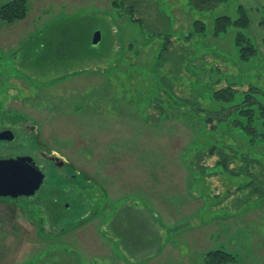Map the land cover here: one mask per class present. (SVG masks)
I'll use <instances>...</instances> for the list:
<instances>
[{
	"label": "rangeland",
	"instance_id": "1",
	"mask_svg": "<svg viewBox=\"0 0 264 264\" xmlns=\"http://www.w3.org/2000/svg\"><path fill=\"white\" fill-rule=\"evenodd\" d=\"M131 3V18L143 24L130 18ZM239 5L257 47L248 60L239 57L237 26L212 35L215 18L239 17ZM195 19L206 22L207 35L178 40ZM167 28L174 44L163 50L158 32ZM184 46L196 51L186 60L200 68L199 80L221 72L241 89L249 82L264 89V0L210 9L189 0H31L24 21L2 23L0 127L20 124L17 141L0 152L31 154L47 170L53 160L42 151L56 154L79 175L67 181L76 190L69 209L0 198V264H205L214 249L235 256L225 264H264V155L224 129L231 157L227 170L217 166L210 147L222 135L184 102L207 110L213 86L192 90L195 76L180 65Z\"/></svg>",
	"mask_w": 264,
	"mask_h": 264
},
{
	"label": "trees",
	"instance_id": "2",
	"mask_svg": "<svg viewBox=\"0 0 264 264\" xmlns=\"http://www.w3.org/2000/svg\"><path fill=\"white\" fill-rule=\"evenodd\" d=\"M221 1L224 0H189L193 7L199 9L213 8ZM116 3V5L120 8L123 7L122 4L118 2ZM135 8L134 3L129 5L128 10H132L130 18L134 17L133 11L136 10ZM30 9L31 0L6 1L0 6V27L2 23L12 24L16 21L25 19L29 15ZM239 9L241 15L237 18H233L228 14L218 15L213 23L212 35L215 38L219 37L222 34L227 33L231 25L237 26L238 30L235 34V44L238 47L239 57L242 60H248L250 57L255 55L257 47L253 43L250 35L245 31L251 22L250 15L242 5H239ZM132 20H138L141 24L144 23V21L139 18ZM162 32H165L164 37L166 43L163 48V50H165L169 48L168 46L174 44L171 41V37L175 34L172 30H170V28L164 29L158 32V34H161ZM206 35V22L203 19H195L193 21V29L183 33L182 38L178 37V40L182 39L185 42H193L197 40L198 36L205 37ZM189 49L184 46L181 50H178V52H182L180 65L187 62L186 66L188 71L190 74L195 76L192 83V90L194 89V91L200 94V92L206 90L210 86H213L214 88L212 87V91L210 93V100L212 104L210 103L211 106H209L207 110H198L197 107L195 110L194 108L196 106V102L194 101L184 100V102L188 104L191 103L190 105L192 109L190 115L192 117L202 119L204 125L212 122L213 124L211 126V130L217 131L220 136L222 135L221 140L216 139V143L210 147V153L220 155L217 166L219 165L223 170H227L228 159L231 157V155L226 152L227 143L225 138L227 134L224 129H227L229 134L231 133V130H234L239 135H243L247 140V143L244 144L246 148L253 149L254 152H261L264 155V89L260 85L250 82L246 89H241L238 81L235 80L231 82L227 75H222L219 69L216 68L217 66L211 67V70L218 73L220 72L219 78L214 79V77H212L211 80L207 79V81L199 80L198 71L200 68L186 60L188 59L187 56H189V54L193 55L194 52H196L193 48ZM186 52L188 55H186ZM192 58L195 57L192 56ZM222 79H227V85L219 88L216 87L215 84ZM200 87H202V91L200 90ZM166 88V92L170 97H172L174 92L172 84H168ZM176 102L184 106L183 103H180L179 101ZM204 111L207 112L205 118L204 113H202ZM231 147L233 146L231 145ZM257 148H259L260 151H258ZM86 177L89 176L87 175ZM23 199L25 202L29 201V199L25 197H23ZM234 258L235 256L230 251L225 249H214L206 252L205 264H225L232 261Z\"/></svg>",
	"mask_w": 264,
	"mask_h": 264
},
{
	"label": "flooded vegetation",
	"instance_id": "3",
	"mask_svg": "<svg viewBox=\"0 0 264 264\" xmlns=\"http://www.w3.org/2000/svg\"><path fill=\"white\" fill-rule=\"evenodd\" d=\"M25 120L22 119V122H24ZM14 122V121H12ZM20 121H15L14 123H12L13 126H6L5 124L1 125L0 127V134L4 131L5 134H3L4 136H9L11 135V133H9L7 130H11L13 131V133L15 134V138L13 140L8 139V138H0V147L3 149H8L9 145L12 143H15L17 141V129H18V124ZM21 122V123H22ZM28 128H34V125H27L25 124ZM20 145V143H18ZM19 155H31V154H27L24 152H14V151H10L8 153H1L0 152V157L1 158H7V157H17ZM42 155L43 157L50 159L52 157V163L50 164V167L47 170V166H46V162H40L36 156H33L34 159L36 160L37 164L45 171V180L44 183L42 184L41 188L36 192L35 195L33 196H20L18 198H12V197H2L0 196V198H4L6 199V201H11L9 203L14 204L13 202H19L20 199H22L23 197L29 199V201H27L30 204H39V203H47V205H49L51 208L55 207V212L58 211L57 207L58 205H61L62 201H63V205L66 208H71V203H69L67 197L69 194H72L74 191H76L75 189L67 186V181H73L75 179H77V175H79V173L76 171V169L72 168V167H67L68 163L67 161H65L64 159L58 158V156L56 154H50V153H44L42 151ZM54 158V159H53ZM67 169V170H65ZM81 175H83L82 177L88 181H94V180H90L89 178H87V174L80 172ZM56 181H59V179H64L63 181H66V187L64 188L62 185L60 184H54L53 182H55L54 180L52 181V179H54ZM51 180L50 182H48V180ZM69 185V184H68ZM62 194L61 196L63 198H58L56 196V194ZM83 193L85 194V192H80V194ZM95 195H90L91 197H94ZM89 197V196H88ZM85 199V200H84ZM24 200V199H23ZM90 199L89 198H83V201L81 200L79 203L84 205V204H90ZM81 204V205H82Z\"/></svg>",
	"mask_w": 264,
	"mask_h": 264
},
{
	"label": "water",
	"instance_id": "4",
	"mask_svg": "<svg viewBox=\"0 0 264 264\" xmlns=\"http://www.w3.org/2000/svg\"><path fill=\"white\" fill-rule=\"evenodd\" d=\"M102 40V31L96 30L93 35V45L97 46ZM11 135L0 138L13 140L15 134L7 130ZM45 171L37 164L31 155H19L17 157H0V196L18 198L20 196H33L41 188L45 180Z\"/></svg>",
	"mask_w": 264,
	"mask_h": 264
},
{
	"label": "crops",
	"instance_id": "5",
	"mask_svg": "<svg viewBox=\"0 0 264 264\" xmlns=\"http://www.w3.org/2000/svg\"><path fill=\"white\" fill-rule=\"evenodd\" d=\"M26 19V18H25ZM25 19H23V21L25 20ZM21 21V20H20ZM13 24V23H12Z\"/></svg>",
	"mask_w": 264,
	"mask_h": 264
}]
</instances>
